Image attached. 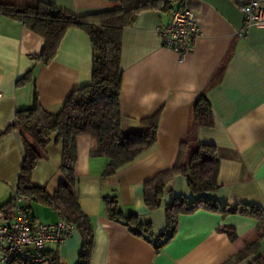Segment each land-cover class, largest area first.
I'll use <instances>...</instances> for the list:
<instances>
[{
	"label": "crops",
	"instance_id": "1",
	"mask_svg": "<svg viewBox=\"0 0 264 264\" xmlns=\"http://www.w3.org/2000/svg\"><path fill=\"white\" fill-rule=\"evenodd\" d=\"M43 1L76 16L112 8L89 0ZM186 8L199 17L200 38L184 60L164 46L157 32L159 25L171 22V12H142L122 34L123 128L136 131L142 120L159 115L155 147L115 177L103 179L110 160L92 156L95 140L82 135L77 138L74 185L55 141L33 171L34 186L49 195L60 193L64 202L89 218L93 237L87 264H250L264 255L258 220L241 214L224 217L199 210L180 215L166 246L158 251L149 241L171 229L166 207L175 198H194L183 176L171 179L157 210L146 206L145 191L159 173L175 167L192 107L203 96L215 123L200 128L197 141L216 146L220 159L219 188L206 196L234 209L249 205L264 210V28H252L247 39L239 37L245 17L233 0H188ZM44 45V38L22 19L0 12V208L17 192L25 156L23 135L12 128L17 112L31 108L36 97L43 108L57 113L76 90L92 81L93 49L85 32L68 29L48 64L38 59ZM28 75L29 81L20 85ZM115 193L123 215L137 216L142 225L151 223V233L137 234L108 218L103 198ZM29 199L36 220L51 223L62 218L57 210ZM225 227L235 229L234 241ZM256 244L246 259L228 263ZM83 247L77 229L64 244L50 245L47 255L59 264H81Z\"/></svg>",
	"mask_w": 264,
	"mask_h": 264
},
{
	"label": "trees",
	"instance_id": "2",
	"mask_svg": "<svg viewBox=\"0 0 264 264\" xmlns=\"http://www.w3.org/2000/svg\"><path fill=\"white\" fill-rule=\"evenodd\" d=\"M119 6L76 16L43 0H0V12L22 19L24 24L45 40L39 56L43 63H50L68 29L76 27L85 32L93 49L91 84L76 90L63 104L60 111L52 113L43 108L35 97L29 109L19 110L12 128L23 135L25 156L22 163L17 194L53 208L60 217L74 223L82 233L84 247L81 264H87L92 247L93 230L89 218L74 204L64 202L60 193L49 195L43 187L34 186L32 174L43 158L47 147L55 141L61 145V158L65 172L75 183L74 166L77 160V138L91 136L95 140L92 156L110 160L103 172V179L115 177L121 170L138 161L157 144L159 115L144 119L136 131L123 128L121 91L124 73L122 61V34L137 16L145 11L171 12L178 7L186 8L188 0H119ZM29 76V77H28ZM20 80L25 85L30 75ZM214 115L206 97H201L192 107L189 131L183 139L175 167L159 173L147 184L145 203L157 210L162 203L165 188L174 176L187 179L193 199L177 197L166 207L168 226L171 229L155 240L167 237L165 243L155 248L160 251L172 239L177 218L199 210L221 214H241L258 220L259 239L264 238V210L261 207L244 205L241 209L230 208L208 198L207 193L219 188L220 159L214 145H201L197 141L200 128L214 126ZM13 200V198H12ZM12 200L0 208L8 207ZM106 214L112 221L124 223L137 234L151 233L152 224L142 225L137 216L126 218L120 208L118 195L103 198ZM231 241L237 238L234 228L225 227ZM151 238V237H149ZM257 244L231 258L228 263L246 259ZM50 264H59L56 258ZM250 264H264V255L257 256Z\"/></svg>",
	"mask_w": 264,
	"mask_h": 264
},
{
	"label": "built area",
	"instance_id": "3",
	"mask_svg": "<svg viewBox=\"0 0 264 264\" xmlns=\"http://www.w3.org/2000/svg\"><path fill=\"white\" fill-rule=\"evenodd\" d=\"M233 2L245 17L239 37L247 39L252 28H264V0ZM171 14V22L159 25L157 32L164 46L184 60L200 38L199 17L187 8L178 7ZM29 203L28 197L16 193L12 203L0 210V264L50 263L48 247L64 244L77 230V226L65 218L51 223L36 220L29 211ZM167 240V237L160 240L149 238L154 247Z\"/></svg>",
	"mask_w": 264,
	"mask_h": 264
},
{
	"label": "rangeland",
	"instance_id": "4",
	"mask_svg": "<svg viewBox=\"0 0 264 264\" xmlns=\"http://www.w3.org/2000/svg\"><path fill=\"white\" fill-rule=\"evenodd\" d=\"M89 1H94V2H97V3H102V4H104V5L108 6V7H112V8L119 6V3L118 2H108V1H99V0H89ZM35 205L38 207L37 204H35Z\"/></svg>",
	"mask_w": 264,
	"mask_h": 264
},
{
	"label": "water",
	"instance_id": "5",
	"mask_svg": "<svg viewBox=\"0 0 264 264\" xmlns=\"http://www.w3.org/2000/svg\"><path fill=\"white\" fill-rule=\"evenodd\" d=\"M99 1L118 2L119 0H99Z\"/></svg>",
	"mask_w": 264,
	"mask_h": 264
}]
</instances>
